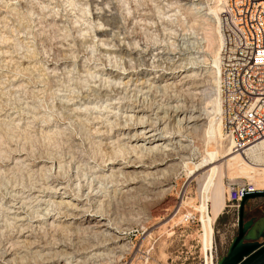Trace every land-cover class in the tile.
I'll return each mask as SVG.
<instances>
[{
	"label": "rangeland",
	"instance_id": "obj_1",
	"mask_svg": "<svg viewBox=\"0 0 264 264\" xmlns=\"http://www.w3.org/2000/svg\"><path fill=\"white\" fill-rule=\"evenodd\" d=\"M213 3L0 0V264H207L208 255L219 264L226 256L240 205L228 203L229 187L256 184L227 159L214 163L222 174L206 195L215 232L207 252L199 207L214 165L197 166L216 149L206 137L218 90L206 44L214 24L204 23ZM192 112L199 121L177 131V116ZM133 114L167 137L177 158L149 180L119 174L141 157L129 142ZM252 210L258 238L264 198L249 200Z\"/></svg>",
	"mask_w": 264,
	"mask_h": 264
},
{
	"label": "built area",
	"instance_id": "obj_2",
	"mask_svg": "<svg viewBox=\"0 0 264 264\" xmlns=\"http://www.w3.org/2000/svg\"><path fill=\"white\" fill-rule=\"evenodd\" d=\"M221 124L235 152L264 155V0H224L220 14ZM249 184H231L228 203L239 205Z\"/></svg>",
	"mask_w": 264,
	"mask_h": 264
},
{
	"label": "bare ground",
	"instance_id": "obj_3",
	"mask_svg": "<svg viewBox=\"0 0 264 264\" xmlns=\"http://www.w3.org/2000/svg\"><path fill=\"white\" fill-rule=\"evenodd\" d=\"M215 6H211L209 8V11L207 14H205L204 23L209 22L213 23L214 25V33L210 34L208 37H206V44L209 46L212 50V64L213 66L211 68V72L214 73L213 81L215 84V87L218 88L217 95L215 99L210 101L211 103V109L212 113L216 118L215 121H211L210 124L207 126L206 130V137L208 138V141L215 142L216 149L214 151H208L206 157L204 158L203 162L197 166L201 168H206L214 165L217 161H220L222 159H227L223 164H225L227 167L235 166L240 172H249L250 174H253L254 176L251 177L254 180V183L256 184L255 187L252 185V193L257 192H263L264 189L260 188V186L264 185V155L260 148L258 147H250L245 149L242 152H235L233 150L232 144L230 141L227 140L225 133L222 129L221 124V101H220V88H219V79L217 80L218 73H219V51L221 46V31H220V14L222 11V6L224 3V0H214ZM214 3L212 5H214ZM123 51V50H122ZM123 53V52H122ZM194 68V67H193ZM108 71V70H107ZM187 72V71H186ZM103 73V71H102ZM108 73V72H107ZM112 75V74H111ZM106 76V75H105ZM120 76V75H119ZM181 77V76H180ZM171 79V78H170ZM114 80V79H113ZM117 81V80H116ZM120 81V80H119ZM117 83V82H116ZM170 85V84H169ZM128 89V88H127ZM114 94V93H113ZM143 95V94H142ZM139 96V95H138ZM141 96V95H140ZM138 99V98H137ZM142 100V99H141ZM139 101V100H138ZM143 101V100H142ZM146 103V102H145ZM105 105V104H104ZM132 105V104H131ZM107 106V105H106ZM129 106V105H127ZM138 106V105H137ZM132 107V106H131ZM141 108V107H140ZM176 108V107H175ZM108 109V108H107ZM137 110V109H136ZM173 110V109H172ZM175 111V110H174ZM177 111V110H176ZM131 112V111H130ZM190 112V111H189ZM155 113V112H154ZM166 113V112H165ZM181 113V112H180ZM169 114V113H168ZM167 114V115H168ZM174 114V113H173ZM178 114V112H177ZM176 114V115H177ZM143 115V114H142ZM126 117V116H125ZM164 117V116H162ZM172 117V116H171ZM130 120L136 119V129L134 131L135 134L130 137L129 142H134L133 145V152L137 153V150H139V154H141V157L136 158L139 162L128 161L126 164H128L125 167H122L119 171L120 176L126 177L128 176L129 179H136L139 177H144L146 179L151 177L152 171L154 169H158L160 166L170 164V166H173V162L177 160V158L171 153L173 144L167 142V137L158 138L161 133L158 132L155 128L150 129L147 128V121L148 119L145 116H139L136 114L129 116ZM213 118V120H214ZM125 121V120H124ZM156 121V120H155ZM199 121L197 116H195V112L190 113L189 115H178L177 120L175 121L177 123V128L179 130L183 128L189 127L190 124H195ZM174 122V121H173ZM160 124V123H159ZM185 125V126H184ZM191 126V125H190ZM194 126V125H193ZM135 128V127H134ZM161 128V127H160ZM166 128V127H165ZM190 128V127H189ZM189 128H187L189 130ZM128 130L127 128H125ZM163 129V127H162ZM140 130V131H139ZM127 133V132H126ZM123 133V134H126ZM172 134V133H171ZM128 135V133H127ZM173 135V134H172ZM126 137V136H125ZM144 137V142L138 145V142L135 141L137 138ZM160 141L159 143L154 144V142ZM224 141L228 142L226 145V149H224ZM127 142V141H126ZM177 142V141H176ZM179 142V141H178ZM130 147V145H129ZM123 148V147H122ZM175 149V148H174ZM162 153L163 158L162 159H154V161H149L146 156H149L150 154L154 155V157L158 154ZM121 154V153H120ZM130 154V153H129ZM180 154V153H179ZM157 157V156H156ZM124 158V157H123ZM128 158V157H127ZM134 159V158H133ZM185 159V158H184ZM126 160V159H125ZM179 160V159H178ZM109 162V161H108ZM111 162V161H110ZM118 162V161H117ZM124 162V161H123ZM124 162V163H125ZM140 163V164H138ZM175 163V162H174ZM219 163V162H218ZM113 163H109L111 165ZM124 165V164H123ZM188 165L185 166V168ZM221 165L213 166L210 169V174L204 175V195H203V201L202 205L199 207V212L201 213L202 217V226L204 230V239L206 244V250L213 251V245H214V228H213V221L211 218V212L209 211V204L206 201L208 199L207 192L210 190L212 186H214V178L219 177V169ZM53 168V167H52ZM133 169L130 172L125 171L126 169ZM179 168V166H178ZM112 169V168H111ZM124 169V170H123ZM209 169V168H208ZM60 170V169H59ZM114 170V169H113ZM162 171V170H161ZM203 171V170H202ZM168 172V171H166ZM198 172V171H197ZM204 172V171H203ZM157 173V172H156ZM172 173V172H171ZM162 174H165V171H162ZM219 174V176H218ZM118 175V174H117ZM161 178V177H160ZM163 178V177H162ZM112 179V178H111ZM154 179V178H153ZM115 180V179H114ZM149 180V179H148ZM152 180V179H151ZM163 180V179H162ZM202 180V179H201ZM216 180V178H215ZM154 181V180H152ZM145 182V181H144ZM151 182V181H150ZM220 182V181H219ZM149 183V182H148ZM122 184V183H120ZM129 184V183H128ZM151 184V183H150ZM154 184V183H153ZM218 185V184H217ZM239 185H243V183H240ZM149 187V186H148ZM219 188V187H218ZM230 188V187H229ZM156 189V188H155ZM220 189V188H219ZM223 190V188H222ZM223 193V192H222ZM221 193V195H223ZM221 197V196H220ZM223 200V199H222ZM225 202H221V206L224 207ZM56 207V206H55ZM69 211V210H68ZM56 213V212H55ZM59 214V213H58ZM84 214V213H83ZM73 215V219L77 218L75 214ZM100 215V214H99ZM69 216V215H67ZM86 216V215H84ZM102 216V215H101ZM105 216V215H104ZM83 217V216H82ZM81 217V218H82ZM90 217V216H89ZM100 217V216H99ZM47 219V218H46ZM104 219V218H103ZM81 222V221H80ZM96 222V221H95ZM97 223H101L100 221H97ZM106 223V222H105ZM57 224V223H56ZM74 224V223H73ZM84 224V223H83ZM63 225V224H62ZM89 225V224H88ZM52 226V225H51ZM99 226V225H98ZM54 227V226H53ZM56 227V226H55ZM98 228V227H97ZM57 229V228H56ZM102 229V228H101ZM117 229V228H116ZM118 230V229H117ZM115 231V230H114ZM107 232V231H106ZM114 233V232H113ZM118 236V235H117ZM119 238V237H118ZM117 245V244H116ZM105 246V245H104ZM106 247V246H105ZM121 247V246H120ZM94 248V247H93ZM97 248V247H96ZM99 248V247H98ZM123 249V248H122ZM99 252V251H98ZM102 253V252H101ZM100 253V254H101ZM6 254V253H5ZM8 254V253H7ZM10 254V253H9ZM96 254V253H95ZM98 254V253H97ZM99 254V255H100ZM208 254V253H207ZM11 255V254H10ZM94 256V255H93ZM1 258V257H0ZM98 258V255H97ZM4 261V260H3ZM212 261V262H211ZM9 262V259H8ZM6 263V262H5ZM14 264V263H13ZM18 264V262H17ZM207 264H214L213 259L209 258V255L207 256Z\"/></svg>",
	"mask_w": 264,
	"mask_h": 264
},
{
	"label": "water",
	"instance_id": "obj_4",
	"mask_svg": "<svg viewBox=\"0 0 264 264\" xmlns=\"http://www.w3.org/2000/svg\"><path fill=\"white\" fill-rule=\"evenodd\" d=\"M256 198H264V193L246 192L244 194L239 205L238 235L219 264H264V230L258 233V238H255L257 221H244L246 203Z\"/></svg>",
	"mask_w": 264,
	"mask_h": 264
},
{
	"label": "flooded vegetation",
	"instance_id": "obj_5",
	"mask_svg": "<svg viewBox=\"0 0 264 264\" xmlns=\"http://www.w3.org/2000/svg\"><path fill=\"white\" fill-rule=\"evenodd\" d=\"M260 219L261 218L259 217V211L258 210H252L249 213H246V212L244 213V221L255 220L258 222Z\"/></svg>",
	"mask_w": 264,
	"mask_h": 264
},
{
	"label": "crops",
	"instance_id": "obj_6",
	"mask_svg": "<svg viewBox=\"0 0 264 264\" xmlns=\"http://www.w3.org/2000/svg\"><path fill=\"white\" fill-rule=\"evenodd\" d=\"M256 229H257V227H256ZM256 231H258V229Z\"/></svg>",
	"mask_w": 264,
	"mask_h": 264
}]
</instances>
